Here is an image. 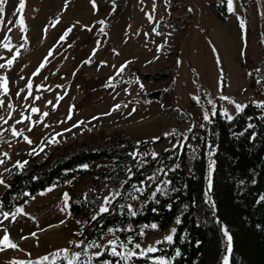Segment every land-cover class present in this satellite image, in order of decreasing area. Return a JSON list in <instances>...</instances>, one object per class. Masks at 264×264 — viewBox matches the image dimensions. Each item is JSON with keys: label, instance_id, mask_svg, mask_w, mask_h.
<instances>
[{"label": "rangeland", "instance_id": "374dc122", "mask_svg": "<svg viewBox=\"0 0 264 264\" xmlns=\"http://www.w3.org/2000/svg\"><path fill=\"white\" fill-rule=\"evenodd\" d=\"M213 1L95 0L93 7L92 0H24V9L19 12L20 0H5L0 13V64L5 67L0 68V77H7L8 93L0 89V100L4 101L0 117L8 123L0 120V159L5 160L0 165V178L7 184L20 171L13 167L17 161L29 163L32 158L40 159L55 149L61 152L101 133H120L138 140L158 138L161 141L151 153L159 154L169 142L181 145L192 130L199 131L206 112L210 118L213 111L222 115L227 110L234 117L236 104H259L262 99L250 83L264 57V0H232V11L228 0H223L224 19L215 15ZM21 16L24 29L19 24ZM69 28L72 31L61 40ZM6 43L11 51L3 47ZM17 51L19 55L8 66L7 60ZM123 65L124 71L117 75ZM164 68L172 69V95L149 99L146 94L165 82H140L135 70L146 73ZM117 104L120 108L113 110ZM32 108L39 112H32ZM45 112L49 114L46 117ZM29 116L30 120H23ZM18 120L23 122L17 124ZM75 124L79 126L73 127ZM13 126L22 130L23 136H13ZM30 127L32 131H28ZM24 136L33 143L28 144ZM53 137L58 143H48ZM33 148L39 155H29ZM5 152L10 159L3 156ZM6 168L11 171L6 172ZM4 188L0 185V194ZM68 188L67 183L47 185L18 206L24 213L15 220L12 214L16 208L8 212V219L0 215V239L7 234L18 246L0 251V264H37L44 256L49 259L43 264H67L63 253L60 257L52 254L68 249L70 258L81 252L69 242L82 240L76 234L86 219L69 208L61 211ZM119 189L120 184L112 191ZM176 219L162 232L144 227L145 235L138 243L147 248L163 241L175 228ZM62 220L65 223H60ZM112 228L122 229L121 225ZM113 238L112 234L103 235L99 242L106 244ZM94 251L98 249H89V255ZM157 257L164 256L154 255L147 264ZM93 264L99 261L94 258Z\"/></svg>", "mask_w": 264, "mask_h": 264}, {"label": "trees", "instance_id": "16d2710c", "mask_svg": "<svg viewBox=\"0 0 264 264\" xmlns=\"http://www.w3.org/2000/svg\"><path fill=\"white\" fill-rule=\"evenodd\" d=\"M211 4L215 15L224 19L227 13L224 1L214 0ZM135 72L140 82H165L146 94L149 99L170 98L171 68ZM256 74L251 76L250 84L262 99L259 104H246L244 111L231 121L216 112L209 120H201L199 131L192 130L184 143L172 145L169 142L159 154L155 153V158L151 150L160 139L138 140L120 133H101L66 146L61 152L55 149L40 159H30L27 166L7 182L11 187L1 192L0 210H14L47 185L67 183L70 212L86 219L81 239L100 241L108 228L121 225V231L116 234L120 240L126 242L127 237L132 236L135 242H140L139 233L145 225L157 223L158 231L162 232L176 218L180 219L171 244H159L158 249L162 251L149 253L145 258L133 257L129 264L150 263L151 257L157 254L169 258L171 264H222L227 253L229 264H264V107L258 106L264 104V57ZM249 124L254 127L248 128ZM133 152L137 153L136 159L129 155ZM210 161L215 163L209 191ZM150 176L156 179L148 180ZM125 180L128 183L121 188ZM165 180L170 183L164 185ZM141 182L145 189L143 194L134 193L139 199H131L127 194L132 191V185L140 187ZM119 184L122 195L111 206L115 211L92 220L103 196L109 195ZM157 186L166 187L167 191L158 192L152 198ZM121 204H131L133 209H139L138 214L130 217L127 207H118ZM153 208L157 211L153 212ZM129 227L131 231H123ZM225 229L232 237L230 252ZM105 259L114 264L118 258L105 253L100 260Z\"/></svg>", "mask_w": 264, "mask_h": 264}, {"label": "snow or ice", "instance_id": "6c2138e0", "mask_svg": "<svg viewBox=\"0 0 264 264\" xmlns=\"http://www.w3.org/2000/svg\"><path fill=\"white\" fill-rule=\"evenodd\" d=\"M5 2V0H0V13H3V3ZM92 3H93V7H95V0H92ZM24 0H20V3H19V7L17 9V11L19 12H22L23 9H24ZM228 9L229 11H232L233 10V7H232V0H228ZM151 18V17H150ZM56 23H59V21H55L53 23V26H55ZM100 24H103L104 22L103 21H100L99 22ZM19 24L21 26L22 29H24L25 25H24V20H23V16H21L19 18ZM241 27H243V24H241ZM46 31V29H45ZM72 31L71 28L67 29L66 32L64 33V35H62L60 37L61 40H64L65 37ZM101 32L104 31L103 28L100 29ZM4 48L8 49L9 51H11V48H10V45L9 44H4L3 45ZM215 51V49H214ZM51 54V52L49 53ZM19 55V52L17 51L16 55L12 56L11 59L7 60V65L8 66H11L13 64V61L16 59V56ZM45 62H47V58H45ZM218 63L220 62L219 60L217 61ZM5 65L4 64H0V68H4ZM40 67H44V64L42 63L40 65ZM126 67V65H123L121 66V68L118 70L117 72V75H119L120 73H122L124 71V68ZM35 74H38V73H34ZM259 83V81H257ZM107 86H112L111 84L107 85ZM27 87L29 88V90L31 89V83H29L27 85ZM141 87H143V85H141ZM0 89H3V93L5 95H7L8 93V80H7V77H0ZM17 95H19V93H17ZM28 95H31V91H29ZM25 99H27V96L25 97ZM36 99H40V97H36ZM58 99H63V97H58ZM197 99V102H199V99L198 98H195ZM220 99L222 100H229V102L231 103H235L234 101H231L229 97H226V96H221ZM209 104H213V101L209 100L208 101ZM49 103H51V101H49ZM4 105V101L3 100H0V107H2ZM127 105H125L126 107ZM260 107H264V104H261V105H258ZM9 108H11L12 106L11 105H8ZM236 107V111H237V114L239 113H242L244 111V108L246 107V105H240V104H236L235 105ZM120 108V105L117 104L114 106V109L113 110H118ZM213 108H215V105L213 104ZM32 112H39V109L37 108H32L31 109ZM133 111H135V109H133ZM110 114V113H109ZM49 114L47 112L43 113V116H48ZM212 115L215 116L216 115V112L213 111L212 112ZM222 115H224L229 121L233 120L234 117H232L231 115H228L227 113V110H224V112L222 113ZM11 118V116L9 115V119ZM31 117H23V120H30ZM68 119H71V116L68 117ZM95 119V118H94ZM204 119L205 120H209V115L208 113L206 112L204 114ZM0 120H3V123L7 124L8 123V120L7 119H4L3 117H0ZM23 120H18L16 121L17 124L19 123H22ZM39 122V121H38ZM64 122V121H62ZM211 122V121H209ZM80 123H83L82 121ZM47 126V125H46ZM79 124H75L73 125V127H78ZM254 127L253 125L249 124L248 125V128H252ZM12 135L13 136H23V131H17L15 129V127L13 126L12 127ZM28 131H32V128L30 127L28 129ZM65 131H71V129H66ZM243 133H241L242 135ZM57 135H63V133H58ZM24 140L28 143V144H32L33 141L30 140L27 136H24L23 137ZM158 139V138H157ZM48 143H58L57 140H55V138L53 137L52 140L48 141ZM139 143V142H138ZM43 147H40L39 151H43ZM33 153H35L36 155H39V152H37L36 148H33L31 152H29V155H32ZM129 155H131L133 157V159H136V156H137V153L136 152H133V153H130ZM144 155H147V154H144ZM153 157L155 158V153H152ZM212 153L210 152L209 153V157H211ZM3 156L4 157H7L10 159L9 157V154L7 152L3 153ZM5 163V160L4 159H0V165H3ZM140 164H142V162H138ZM214 161H210L209 163V172H208V190L210 191L211 190V187H212V180H211V175H212V169H213V166H214ZM28 164V161H17L13 167L19 169V170H23L25 165ZM84 168H87L88 166L87 165H84L83 166ZM5 171H11V169H5ZM158 171H163V169H159ZM170 171H174V169H170ZM128 172H129V179H131V175H132V170L131 168L128 169ZM165 175H167V173L165 172ZM0 176H2V174H0ZM156 177L155 176H150L148 177V180H155ZM69 183H71V181H69ZM128 181L125 180L121 183V188H123V185L124 184H127ZM162 183L164 185H167L170 183V181H162ZM0 185H4L5 187H11L10 185H7L5 183V180L3 178H0ZM144 187H143V182H141V186L140 187H137L136 185H132V191L129 192L127 195L133 199V200H137L139 199L138 196H136L134 193H140L141 195L143 194L144 192ZM48 191H52L51 188L48 189ZM94 191V190H93ZM167 189L166 187L165 188H162L160 186H157V188L155 189V191L152 193V198H155L156 196V193H166ZM42 195L44 193H41ZM25 195H29L28 193H25ZM122 195V192L120 190H115V191H111L109 195H105L103 196V202L102 204L99 206V209H98V212H96L92 217L91 219L92 220H97L98 217H102L103 214H109L111 215L113 211H115V209H112L111 206L113 204V201L117 198V197H120ZM205 195L207 196L208 193H205ZM211 198L209 197V200ZM70 200V197L68 195V193H64L63 194V201H64V207L61 208V211L62 212H65L68 210L69 208V203L68 201ZM84 200L85 202L88 201V194L85 193L84 194ZM157 203H159V201H156ZM119 208L123 209L125 207H127L128 209V215L130 217H135L137 214H138V211L139 209H133L132 205L131 204H128V205H119L118 206ZM169 208L171 207L170 205L168 206ZM0 209H2V202H0ZM153 212H156L157 209L153 208L152 209ZM24 213V209L22 207H18L16 208L15 212L12 214V219L15 220L16 219V216L18 214H23ZM0 215H2L4 217V219H8L9 218V213L8 212H3V211H0ZM176 224H180L181 221L179 218L176 219ZM60 223H65V221H61ZM77 223H80V221H77ZM145 228H151V229H154V230H158L159 229V225L157 223H152L150 225H145L144 226ZM131 227H129L128 229H124L123 231H131ZM7 230L5 229V232ZM118 231H121V229H114V228H108L107 229V233H104V235H107V234H112V236L114 237L113 239H109L107 240V243H101L99 242L97 239H92V240H88L87 237H85L84 239L80 240L78 243L75 242V241H70L69 243L70 244H75L76 247L78 248H81V252H75L71 255V257L69 258V250L68 249H60L59 251L53 253L52 255L54 257H60L61 254L63 253V256L64 258L67 260V264H93V259H97L99 260V264H113V261L112 260H109V259H105V260H100L101 257H103L105 255V253L108 254V256L110 257H113V258H118L116 259L115 261V264H121V262L123 261L124 264H128V261H131L133 257H136V258H145L147 257V255L149 253H155L157 251H162V249H158L156 247V245H159V244H162L164 242H167L168 244H171L173 242V236L175 235L176 233V229L175 228H172L170 230V234L166 235L164 238H163V241H155V243L153 245H149L147 248H142L141 247V243H138V242H135L133 237L132 236H128L127 237V240L126 242L125 241H122L120 240V238L118 236H116V232ZM32 236H35L36 233H32L31 234ZM76 235H79V236H83L84 233L83 231L77 233ZM145 235L144 231L141 230L140 233H139V236L140 237H143ZM224 236L227 238V244H228V248H227V251H231V240H232V237L231 235H229L227 229L224 230ZM22 239H27V237H22ZM101 240L103 239V236H101L100 238ZM128 245H132L131 248L128 247ZM18 246L14 243L11 242V240L9 239V236L7 234H5L3 236V239H0V251H3L5 248H17ZM98 249V251H94L92 252L91 255H89V249ZM120 249V250H118ZM139 249L140 251L137 252L136 250ZM175 255L178 257L180 256V251L177 249L176 250V253ZM84 256L86 257V260L85 259H81V257ZM49 257L48 256H44L41 261L37 262V264H43V261H48ZM173 259H175V257H173ZM152 264H171V262L169 260H166L164 257H157L155 258L153 261H152ZM223 264H228V257L225 256L223 258Z\"/></svg>", "mask_w": 264, "mask_h": 264}]
</instances>
